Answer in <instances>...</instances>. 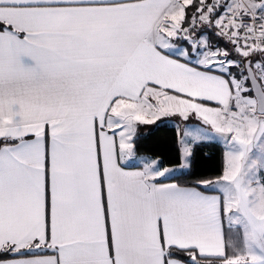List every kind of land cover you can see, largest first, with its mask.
<instances>
[{"label": "snow or ice", "instance_id": "1", "mask_svg": "<svg viewBox=\"0 0 264 264\" xmlns=\"http://www.w3.org/2000/svg\"><path fill=\"white\" fill-rule=\"evenodd\" d=\"M0 264H264V0H0Z\"/></svg>", "mask_w": 264, "mask_h": 264}, {"label": "trees", "instance_id": "2", "mask_svg": "<svg viewBox=\"0 0 264 264\" xmlns=\"http://www.w3.org/2000/svg\"><path fill=\"white\" fill-rule=\"evenodd\" d=\"M176 128L167 121L159 122L138 137L137 154L159 158L162 166H175L179 163L180 146ZM190 169L178 173L180 181L194 178H215L224 168V149L214 142L196 145L190 161ZM178 182L176 179L168 180Z\"/></svg>", "mask_w": 264, "mask_h": 264}, {"label": "crops", "instance_id": "3", "mask_svg": "<svg viewBox=\"0 0 264 264\" xmlns=\"http://www.w3.org/2000/svg\"><path fill=\"white\" fill-rule=\"evenodd\" d=\"M167 119H173V120H174V123H179V120L176 119V118H167ZM174 123H173L172 125L176 128V125H175ZM155 124H157V123H154V124H152V125H141V126H139V128H138V132H139V134L145 132L147 129H149L151 126H153V125H155ZM176 131H177V130H176ZM205 142H214V143H218V144H220V145L223 147V149H224V146L222 145V143H220V142H218V141H212V140H209V141H205ZM224 154H225V149H224ZM137 155L139 156L140 154H137ZM224 166H225V159H224ZM162 167H163V166H162ZM163 182H165V183H170V182H173V181H168V180H166V181H163Z\"/></svg>", "mask_w": 264, "mask_h": 264}, {"label": "rangeland", "instance_id": "4", "mask_svg": "<svg viewBox=\"0 0 264 264\" xmlns=\"http://www.w3.org/2000/svg\"><path fill=\"white\" fill-rule=\"evenodd\" d=\"M163 121H167V122H169V123H171V124H173L174 123V120L173 119H164ZM159 122H162V121H157L156 123H159ZM175 125H177L178 123H174ZM212 141H217V140H212ZM139 156H149V155H144V154H140ZM159 159V158H158ZM176 166V165H175ZM165 167H174V166H165ZM185 170H187V169H185ZM184 170V171H185ZM178 174V173H177Z\"/></svg>", "mask_w": 264, "mask_h": 264}]
</instances>
